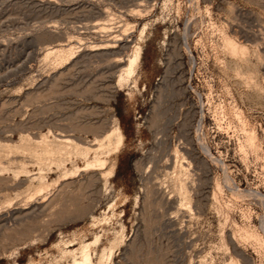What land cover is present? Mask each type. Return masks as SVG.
Instances as JSON below:
<instances>
[{"label": "rangeland", "instance_id": "obj_1", "mask_svg": "<svg viewBox=\"0 0 264 264\" xmlns=\"http://www.w3.org/2000/svg\"><path fill=\"white\" fill-rule=\"evenodd\" d=\"M86 245L264 264V0H0V264Z\"/></svg>", "mask_w": 264, "mask_h": 264}, {"label": "bare ground", "instance_id": "obj_2", "mask_svg": "<svg viewBox=\"0 0 264 264\" xmlns=\"http://www.w3.org/2000/svg\"><path fill=\"white\" fill-rule=\"evenodd\" d=\"M140 53L141 51H140V48L138 47L136 49V55L134 57H131L126 63L125 71L128 75V78H132L136 74L137 63L140 58ZM122 142H123V137L120 138L119 144H122ZM90 166L91 165H89L88 167ZM89 248H90L89 245H86L82 252L81 258L78 260H75L73 264H93V260H92V256L90 255Z\"/></svg>", "mask_w": 264, "mask_h": 264}]
</instances>
